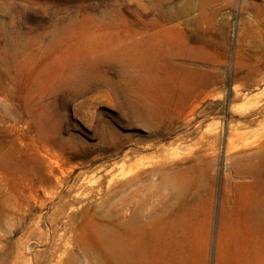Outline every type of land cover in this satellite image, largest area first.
Returning <instances> with one entry per match:
<instances>
[{
    "label": "rangeland",
    "instance_id": "374dc122",
    "mask_svg": "<svg viewBox=\"0 0 264 264\" xmlns=\"http://www.w3.org/2000/svg\"><path fill=\"white\" fill-rule=\"evenodd\" d=\"M137 199L145 264H264V0H0V264H122Z\"/></svg>",
    "mask_w": 264,
    "mask_h": 264
},
{
    "label": "bare ground",
    "instance_id": "6f19581e",
    "mask_svg": "<svg viewBox=\"0 0 264 264\" xmlns=\"http://www.w3.org/2000/svg\"><path fill=\"white\" fill-rule=\"evenodd\" d=\"M169 181L172 182V184L177 189L180 188L183 182V180L181 181V176L178 174L169 177ZM174 203L175 201H173L170 205H166L164 207V209H166L167 211L164 213L162 217L163 220L167 221L170 227L172 226V223L176 221L178 222L182 221L181 219L182 213L179 211L178 207H174ZM142 211H143L142 203L139 199H137L135 202L133 219H130L129 217L126 216L123 218V224L125 226L123 231L124 234L122 236V248L120 255L122 264H145L146 261H150L151 259L149 255V251H147L145 246L142 245V241L147 233L148 227L151 228V230L153 229V233H155V224L152 223L155 217L153 216L152 212L150 210L148 211V209L146 208L141 218ZM171 214L173 215V217H171ZM129 227L133 228V233L135 238L133 245H132V240L129 238V231L127 230L129 229ZM151 230L150 232H152ZM177 264H184V261L178 262Z\"/></svg>",
    "mask_w": 264,
    "mask_h": 264
}]
</instances>
